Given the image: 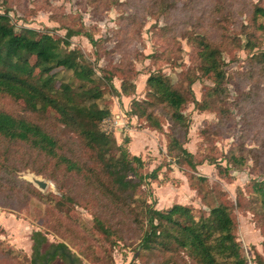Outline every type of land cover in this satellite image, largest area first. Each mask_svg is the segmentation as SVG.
<instances>
[{
	"label": "rangeland",
	"instance_id": "rangeland-1",
	"mask_svg": "<svg viewBox=\"0 0 264 264\" xmlns=\"http://www.w3.org/2000/svg\"><path fill=\"white\" fill-rule=\"evenodd\" d=\"M257 7L264 8V0H0V13L8 12L18 29L28 27L61 39L68 29L83 34L70 39V49L83 53L99 79L103 97L98 104L111 113L101 129L115 138V148L124 146L131 156L144 160L141 174L163 167L159 180L142 188L149 203L156 201L159 210L185 205L198 218L227 203L247 264H264V214L252 193L257 182H264V17L253 15ZM196 36L219 47L225 74L221 95L214 97L212 109L202 112L194 101L208 99L216 86L202 72ZM55 73L61 82L72 81V72ZM151 75L167 77L190 100L183 111L190 121L185 147L203 163L196 171L168 156L172 128L168 120L161 119L164 127L159 132L146 120L129 115L133 100L148 99ZM123 84L135 88V95L118 96ZM23 107L0 96V110L21 114ZM155 116L168 115L157 110ZM38 120L58 138L75 142L69 147L82 144L54 114ZM236 149L247 160L241 172L225 161ZM13 153L20 161L0 166V264H25L33 253L35 231L47 234L45 249L67 243L81 256V264H157L137 258L141 234L131 222L121 227L123 240L113 236L109 241L94 225V203L89 208L74 206L70 214L59 211L56 202L62 192L72 189L73 194L85 193L86 199L93 197L80 177L66 175L62 167L26 145L15 146ZM118 154L114 149L113 155ZM206 158H214L218 165L208 164ZM89 168L84 170L89 173ZM193 175L205 178L195 181L196 189L190 187ZM33 178L46 182V190Z\"/></svg>",
	"mask_w": 264,
	"mask_h": 264
},
{
	"label": "trees",
	"instance_id": "trees-1",
	"mask_svg": "<svg viewBox=\"0 0 264 264\" xmlns=\"http://www.w3.org/2000/svg\"><path fill=\"white\" fill-rule=\"evenodd\" d=\"M253 15L264 17V8H255ZM80 35L83 34L68 29L66 38L61 39L28 27L18 29L8 12L0 13V96L24 106L21 114L0 110V166L13 160L19 162L20 159L14 157V147L26 145L55 163V167H62L66 175L80 177L93 197L86 199L85 193L73 194L72 189L62 192L56 202L59 211L70 214L74 206L89 208L94 203V225L109 241L113 236L123 240L119 234L123 233L121 227L131 222L141 234L138 259L155 260L157 264H247L237 240L233 211L227 203H221L199 218L185 205L159 210L156 201L149 203L142 188L159 180L163 167H157L150 174H141L146 166L144 160L131 156L124 146L115 148V138L101 129L111 113L98 104L103 91L94 68L80 50L70 49V39ZM87 37L94 43L91 36ZM195 44L200 49L202 72L211 76L216 86L209 92L208 99L194 101L202 112L212 109L214 97L221 95L225 74L219 47L198 36ZM57 69L72 72V81H59ZM146 87L148 99L133 100L129 115L146 120L148 126L159 132H163L164 127L161 119L168 120L172 127L168 135V156L175 164H186L196 171L203 163L197 162L185 147L190 121L183 111L189 98L163 75H151ZM135 93V88L126 84L117 90L118 96L130 97ZM157 110H166L168 116L156 117ZM48 113L54 114L59 124L72 131L82 144L71 148L69 145H75L74 141L60 139L45 127L38 118ZM129 143L126 139L125 146ZM114 149L119 153L117 156L113 155ZM206 161L218 165L214 158H206ZM225 161L235 171L241 172L247 167V160L238 149L231 150ZM86 166H90L89 173L84 170ZM202 179L205 178L193 175L190 187L195 188V181ZM34 193L38 192L34 190ZM252 193L261 203L264 214V182H257ZM38 195L45 199L40 193ZM130 199L135 200L130 202ZM134 203L139 204L132 207ZM112 218L118 222L113 224ZM32 241L33 253L25 259V264H53L58 260L62 264H81V256L65 242L45 249L48 236L42 231H35Z\"/></svg>",
	"mask_w": 264,
	"mask_h": 264
},
{
	"label": "water",
	"instance_id": "water-1",
	"mask_svg": "<svg viewBox=\"0 0 264 264\" xmlns=\"http://www.w3.org/2000/svg\"><path fill=\"white\" fill-rule=\"evenodd\" d=\"M33 182L41 189V190H46L48 187V184L42 180H39L37 178H33Z\"/></svg>",
	"mask_w": 264,
	"mask_h": 264
},
{
	"label": "crops",
	"instance_id": "crops-1",
	"mask_svg": "<svg viewBox=\"0 0 264 264\" xmlns=\"http://www.w3.org/2000/svg\"><path fill=\"white\" fill-rule=\"evenodd\" d=\"M137 149H139V148H137ZM171 199H172V198H171ZM174 200H175V198L172 199V201H174Z\"/></svg>",
	"mask_w": 264,
	"mask_h": 264
},
{
	"label": "built area",
	"instance_id": "built-area-1",
	"mask_svg": "<svg viewBox=\"0 0 264 264\" xmlns=\"http://www.w3.org/2000/svg\"><path fill=\"white\" fill-rule=\"evenodd\" d=\"M116 125H119L118 122H116Z\"/></svg>",
	"mask_w": 264,
	"mask_h": 264
}]
</instances>
